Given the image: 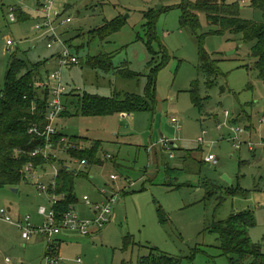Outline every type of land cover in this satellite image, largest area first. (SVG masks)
Wrapping results in <instances>:
<instances>
[{"label":"rangeland","instance_id":"374dc122","mask_svg":"<svg viewBox=\"0 0 264 264\" xmlns=\"http://www.w3.org/2000/svg\"><path fill=\"white\" fill-rule=\"evenodd\" d=\"M37 1L0 0L2 86L14 59L40 69L46 80L60 68L61 46L48 48V37L35 30ZM184 1L66 0L70 4L61 7L64 16L73 18L61 33L79 63L62 68L67 90L64 101L70 103L65 117L57 121L58 130L68 138L88 139L85 146L100 141L97 156L105 160L89 166V172L87 167L78 170L75 212L81 217L92 215L83 202L85 196L101 203L116 194L120 201L112 221L98 236L71 234L55 239L66 264H231L211 228L243 210L254 213L256 225L249 235L264 250V80L255 68L254 44L244 41L242 33L214 32L217 26L207 14L199 13L203 45L218 69L212 83L200 69L197 39L181 27ZM241 3L239 17L264 22V8L252 6L250 0ZM11 8H23L32 17L13 22ZM115 20L123 22L121 28L105 39L91 33ZM9 39L14 44L7 45ZM57 47L61 49L58 53ZM101 53L111 54L115 67L127 65L138 77L127 80L88 64L90 57ZM151 76L156 78L158 97L154 110L126 117L120 113L84 116L79 99L71 104L72 93H145ZM172 117L179 121L173 123ZM233 127L246 130L240 136L244 142L240 149L232 139ZM162 135L170 146L173 142L178 146L163 144ZM203 136L206 142L200 144ZM249 141L254 143L253 151ZM180 146L185 148L179 153ZM211 153L216 155V164L205 161ZM61 157L72 169L79 167L69 156ZM45 167L54 170L51 165ZM113 174L119 178L112 180ZM34 175L28 172L15 186L17 192L0 186V209L5 208L14 221L28 215L34 223L42 221L39 210L48 205V194L37 188ZM47 179L38 178V182ZM12 205L20 206L21 214L10 213ZM48 245L44 236L25 240L21 229L0 214V264H42Z\"/></svg>","mask_w":264,"mask_h":264},{"label":"trees","instance_id":"16d2710c","mask_svg":"<svg viewBox=\"0 0 264 264\" xmlns=\"http://www.w3.org/2000/svg\"><path fill=\"white\" fill-rule=\"evenodd\" d=\"M242 1L244 0H185L180 5L182 8L181 27L190 30L197 39L200 51V69L206 73L212 83L217 77L218 69L215 60L211 58L210 53L206 51L203 45L205 34L201 33L199 13L207 14L209 22L217 26L214 32L219 34L226 31L242 33L244 41L254 44L252 53L256 59L255 68L264 80V22L250 21L239 17L238 9ZM250 2L252 6L264 8V0H250ZM15 13L18 20H28L31 16L23 8H15ZM122 23L120 20H115L93 30L91 33L94 34V37L105 39L119 30ZM152 23L153 21L150 23L151 32ZM150 37L154 39L155 35L151 33ZM149 48L153 51L152 47ZM88 61V64L94 68L103 69L107 72L112 71L115 75L117 74L127 80L135 79V75L137 77L139 75L127 65L115 67L112 62V55L108 53L90 57ZM9 66L5 85L0 84V186L11 188L21 184L26 179L27 173L32 172L26 169L30 163H33V171L44 164H57L59 173L56 178V188H51L46 193L48 197L49 193L63 196L58 201V205L55 206L58 218L67 213L71 207L74 208L77 201L75 178L78 171L69 170L67 168L68 163L63 160L61 155L55 153L62 151L70 159H77L80 163L86 160L87 163L84 166L89 172V166L104 162L97 156L100 141H93L92 145L85 146L88 139L77 136L68 138L62 131L58 130L49 142L46 136L30 132V129L35 126L40 129L46 127L50 91L47 87L38 86L42 79L40 69L36 67L31 69L26 61L18 59L12 60ZM39 78L40 80H38ZM71 95V104L79 99V110L84 116L116 115L117 113L130 115L136 111L154 110L155 106L158 105L156 78L153 76H151L145 93L117 90L113 92L112 96L88 92H84L83 95L74 93ZM74 96L75 98H73ZM64 106L62 115L68 112L66 110L67 105L64 104ZM49 143L52 145V150L48 158L44 157L42 153L36 156L32 155L34 151L45 148ZM178 149L181 150L182 148ZM88 172L83 173V175H88ZM238 192L239 189L232 191L233 194ZM255 225V215L251 210L233 213L227 220L217 221L213 224L211 230L218 234L222 254L230 260L231 264H264V250L261 244H254L249 235L250 228ZM49 249L52 254L59 255V248L56 243L49 245ZM162 258L167 262L172 261L165 256Z\"/></svg>","mask_w":264,"mask_h":264},{"label":"built area","instance_id":"2783aa9c","mask_svg":"<svg viewBox=\"0 0 264 264\" xmlns=\"http://www.w3.org/2000/svg\"><path fill=\"white\" fill-rule=\"evenodd\" d=\"M66 0H38L36 13L38 15L35 30L42 35L48 37L47 46L48 48H54V45H61V53L58 55V64L60 66L59 69H56L55 72L50 74L49 78L45 81H40L38 86H43L49 88L50 91V100L48 106L47 113V123L45 128H38L37 126L30 129V132L37 133L39 135H43L47 137V141L51 142V137L58 131L57 121L61 117L64 111V97L66 96V85L64 80H62V68L69 67L70 65L79 63V57L74 51L71 49L70 45L66 42L63 37V33L61 30L64 26L71 23L73 18L71 16L66 17L62 13V9H60L61 2L64 3ZM65 8V5H64ZM11 13L9 14V19L11 21H18L15 8H11ZM14 44V41L9 39L7 45ZM227 117L230 115L228 111L225 114ZM173 123H177L178 119L176 117L172 118ZM264 123V119L261 120ZM219 128H222L220 125ZM234 136L232 139L235 142V146L237 149L242 147L244 143L241 140V134L246 132L244 128L233 127ZM207 132L204 131L203 134ZM66 140V138H63ZM199 143H205V137H199ZM169 145V142L166 145ZM249 149L253 151L254 143L249 141L248 143ZM170 147V146H169ZM52 150V145L49 143L45 148L38 149L32 153L33 156L43 154L44 157L49 156L50 151ZM174 157V154H172ZM109 158H113L112 155L108 154ZM205 161L209 164H216L217 158L216 155L211 153L210 155L205 157ZM87 161L83 160L81 164H86ZM34 168L33 163L27 165L26 169L28 171H33ZM55 176L51 180L50 185H46L44 183H39L38 188L42 192H49L51 188H56L57 184V175L58 170L55 171ZM119 178L118 175L113 174L111 176L112 180H117ZM49 205H43L40 207L39 214L44 217L45 221L41 225H35L30 219V215L28 217L23 218L22 220L14 221L9 215H7V210L5 208L0 209V214L4 216L5 220L9 222L15 223L22 231L23 237L25 240H31L34 235L44 236L48 238L49 245L55 243V239H58L59 236L65 234V232L69 231L71 233L77 232L83 236L90 237L93 235H97L105 228V226L112 221V215L115 212L116 206L120 203L119 197L116 194L111 196H107L104 202L99 204H94L95 216L92 218H81L75 209L71 207V209L57 218V213L55 211V206L58 205V201L61 198V195H56L55 193H49ZM85 202L88 205H92L90 198L88 196L84 197ZM49 245L47 247L48 253L44 257V264H62V259L59 255L52 254V251L49 249ZM9 261V259H7ZM81 261V259H78Z\"/></svg>","mask_w":264,"mask_h":264},{"label":"crops","instance_id":"0c3cea01","mask_svg":"<svg viewBox=\"0 0 264 264\" xmlns=\"http://www.w3.org/2000/svg\"><path fill=\"white\" fill-rule=\"evenodd\" d=\"M68 4H70L69 2L67 3L66 1H64V3H62L61 2V4H60V8L63 6L64 7V5H65V7L67 6ZM36 7H37V5H36ZM62 9V8H61ZM25 10V9H24ZM36 8L34 9V13L36 14V17L34 18L35 19V21L37 20V17H38V15H37V13H36ZM26 12H29V11H27V10H25ZM30 13V12H29ZM37 34H39V33H37ZM39 36H41V34H39ZM63 37L65 38V35H64V33H63ZM65 40H66V42H67V39L65 38ZM68 43V42H67ZM68 45H70V43H68ZM54 46H56V45H54ZM57 46H61V45H59V44H57ZM62 48V47H61ZM58 51L56 52V53H58V52H60L61 51V49H59V47H57L56 48ZM43 76V77H42ZM41 76V80L42 81H45L46 80V78H44V75H42ZM40 83V82H39ZM64 104L65 105H69V102L67 101V102H65L64 101ZM129 114H124V113H121V116H123V117H126V116H128ZM61 117L62 118H64L65 117V115H61ZM60 117V118H61ZM59 118V119H60ZM173 118V117H172ZM178 119V118H177ZM179 121V120H178ZM162 143L163 144H165L166 145V143L167 142H169V140L168 139H166L163 135H162ZM173 143H175V142H173ZM173 143H171V144H173ZM176 144V143H175ZM177 145V144H176ZM169 146H170V144H169ZM168 146V147H169ZM178 146V145H177ZM176 146V147H177ZM170 147H172V145L170 146ZM175 147V146H174ZM179 148H182L180 151H179V153L182 151V150H184V148L185 147H182V146H180ZM197 148H200L201 149V147H199V146H197L195 149H197ZM188 149V148H187ZM186 151H188V150H186ZM195 150H192L191 152H194ZM189 152V151H188ZM56 155H65V154H63V152L62 151H57L56 153H55ZM107 158H108V154H107ZM104 160V159H103ZM73 161L76 163V164H78L79 165V167L78 168H73L72 169V166L71 165H69V163H68V165H67V168L69 169V170H76V171H78V170H80V169H83V170H85V166L83 165V164H81L77 159H74L73 158ZM105 161V160H104ZM104 163V162H103ZM49 165H51V167H54V170H52V171H47V167H45V166H49ZM56 170H59V166L57 165V164H52V163H48V164H44V165H42V167H39L38 169H36V170H34V171H32V172H30V173H35L36 175H34L33 177L34 178H36L37 180V183L39 184V183H41V181H39L38 182V178H47L48 177V182H46V183H44V184H47V185H50V183H51V180L53 179V177L55 176V171ZM79 172V171H78ZM81 172V171H80ZM27 175H28V173H27ZM26 175V176H27ZM43 183V182H42ZM38 184H37V188H38ZM61 197H63L62 195H61ZM90 198V197H89ZM49 199V198H48ZM48 201L49 200H47V203H48ZM83 202H85V200H84V198H83ZM104 202V201H103ZM102 203V202H101ZM85 204V206L86 207H90V209H91V211H92V215L91 216H89V217H81L80 215V217L81 218H92V217H94L95 216V211H94V204H99V202H95V203H93L92 205H88L87 204V202H85L84 203ZM48 205H49V203H48ZM43 206V205H42ZM41 206V207H42ZM74 209H75V207H74ZM9 211H10V213H12V212H14L16 215H18V214H21L20 212H21V207L20 206H17V207H15L14 208V206L12 205V207H10L9 208ZM78 214V213H77ZM38 216V215H37ZM39 216L41 217V219H42V221L41 222H39V223H34L33 221V223L35 224V225H41V224H43V222L45 221V219H44V217H42L40 214H39ZM38 216V217H39ZM23 218H25V217H23ZM22 217H18V220H22L23 219ZM31 219V218H30ZM32 220V219H31ZM13 223V222H12ZM16 225V224H15ZM100 233H101V231H100ZM99 233V234H100ZM71 234H79V233H77V232H74V233H71V232H69V231H67V232H65V234L64 235H62L61 237H70V235ZM79 235H81V234H79ZM81 236H83V235H81ZM95 236H98V234L97 235H93V236H90V237H95ZM84 237H86V236H84ZM46 252H47V250H46ZM59 252H60V249H59ZM80 258V257H79ZM78 258V259H79ZM77 259V262H82V259H81V261H79ZM43 264V263H42ZM62 264H66V262L65 261H63L62 260Z\"/></svg>","mask_w":264,"mask_h":264},{"label":"water","instance_id":"95a60500","mask_svg":"<svg viewBox=\"0 0 264 264\" xmlns=\"http://www.w3.org/2000/svg\"><path fill=\"white\" fill-rule=\"evenodd\" d=\"M173 144L176 145L175 143H173ZM173 144H172V145H173ZM174 145H173V146H174ZM10 189L13 190V191H15V192L18 191V188H16V187H11Z\"/></svg>","mask_w":264,"mask_h":264}]
</instances>
